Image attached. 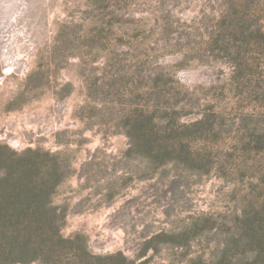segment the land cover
Listing matches in <instances>:
<instances>
[{
  "label": "rangeland",
  "instance_id": "374dc122",
  "mask_svg": "<svg viewBox=\"0 0 264 264\" xmlns=\"http://www.w3.org/2000/svg\"><path fill=\"white\" fill-rule=\"evenodd\" d=\"M232 1L0 0V151L69 164L52 264H264V0Z\"/></svg>",
  "mask_w": 264,
  "mask_h": 264
},
{
  "label": "trees",
  "instance_id": "16d2710c",
  "mask_svg": "<svg viewBox=\"0 0 264 264\" xmlns=\"http://www.w3.org/2000/svg\"><path fill=\"white\" fill-rule=\"evenodd\" d=\"M240 3L234 0L228 7L231 21L246 20L238 9ZM260 19L246 26L248 36H264L260 25L251 28ZM256 36L249 41H255ZM162 132L156 129L153 138L147 140L149 148L160 156L172 147ZM60 157L58 152L41 149L0 151V264L35 260L52 264L57 247L70 244L60 235L65 215L53 201L58 185L69 174V164Z\"/></svg>",
  "mask_w": 264,
  "mask_h": 264
}]
</instances>
